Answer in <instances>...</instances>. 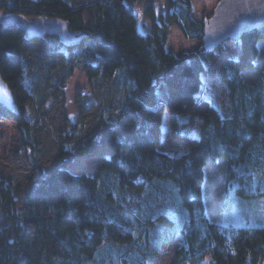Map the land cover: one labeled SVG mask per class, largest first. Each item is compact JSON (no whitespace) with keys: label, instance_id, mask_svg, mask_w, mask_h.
<instances>
[{"label":"trees","instance_id":"16d2710c","mask_svg":"<svg viewBox=\"0 0 264 264\" xmlns=\"http://www.w3.org/2000/svg\"><path fill=\"white\" fill-rule=\"evenodd\" d=\"M142 1L0 0V11L59 17L88 34L79 45L54 48L51 36L28 41L16 26L0 25V74L16 106L9 112L0 105V115L13 119L23 146L38 143L26 108L33 93L41 109L76 68L102 103L92 131L83 135L74 126L57 134L50 171L17 192L0 179V264H153L159 247L177 234L171 264H263L264 227L212 222L202 186L204 168L224 159L226 191L264 202V73L254 83L244 77L264 28L215 49L225 57L208 90L204 61L215 50L202 49L204 19L193 18L190 0H160L161 9L149 0L140 16L134 4ZM142 16L151 22L148 32L138 26ZM172 26L200 47L177 55L168 50ZM210 91L224 100L223 109ZM164 112L180 153L160 150ZM101 147L110 153L99 156L93 174L67 169ZM156 179L175 188L178 229L166 189L154 212L148 202ZM157 224L165 226L157 230Z\"/></svg>","mask_w":264,"mask_h":264},{"label":"rangeland","instance_id":"374dc122","mask_svg":"<svg viewBox=\"0 0 264 264\" xmlns=\"http://www.w3.org/2000/svg\"><path fill=\"white\" fill-rule=\"evenodd\" d=\"M219 1L190 0L193 7V18L198 22H202L203 19L210 17ZM155 2L161 9L160 0H155ZM148 3L149 0L134 4V7L139 10L140 16ZM1 14L8 13L1 10ZM150 23L148 19L142 16L138 26L142 32H148L151 26ZM167 33L166 47L176 55L181 52H191L200 47L199 41L185 38L175 26L170 27ZM51 39L53 42L50 45L54 48L58 47L59 39L54 36H51ZM42 40L45 43V40L50 41V37H45ZM257 46L258 58L254 66L244 72V77L249 83H254L261 73H264V41H258ZM33 51L30 48L28 52L32 53ZM224 57L223 50L217 49L214 58L204 61L207 68L204 79L206 89L212 90L209 87L210 85L212 87L211 82H215L214 74ZM211 71H214V73ZM205 93L214 102H219L222 109L224 108L225 102L218 98L219 94L217 95L216 92L211 91ZM33 98L32 103L26 105V108L28 119L30 123L32 122L31 127L36 130L38 143L23 146L22 138L13 119L0 115V179L10 181L16 192L18 189H25L30 181L43 173H47L56 165V136L58 133L70 130L74 126L81 128L83 135L92 131L95 126L96 107L102 104L99 97L95 95L90 82L79 68H76L71 76L64 79L62 90L57 95L44 99L41 109H38V102L40 101L36 93H33ZM160 150L167 153L182 152L173 140L167 112H164L162 117ZM109 153L110 151H106L101 147L92 154L75 158L66 167L72 173L85 172L93 174L99 156L108 155ZM225 171L226 161L224 159H220L216 164L204 168L202 197L209 219L222 225L264 227L263 198H242L233 191H226L224 187ZM172 186L173 184L169 181L154 180V183L150 184L149 187L151 188V195L148 202L154 212L163 202V197L169 195L166 205L167 207L173 206L174 211H170L172 214L170 216L175 220L174 228L178 229L181 222L178 220L180 212L177 209H179L180 204L176 197L175 188ZM163 188L168 192L166 195ZM17 197L20 200L21 194H17ZM164 226L163 224H157L155 228L162 230ZM180 243L181 236L177 234L172 243L161 245L157 256L153 259V264H171L174 250Z\"/></svg>","mask_w":264,"mask_h":264},{"label":"water","instance_id":"95a60500","mask_svg":"<svg viewBox=\"0 0 264 264\" xmlns=\"http://www.w3.org/2000/svg\"><path fill=\"white\" fill-rule=\"evenodd\" d=\"M0 25L16 26L24 33L26 40L54 36L67 46H76L88 35L84 31H74L59 17L38 16L26 19L19 14H3ZM264 28V0H220L212 15L202 22V49L214 51L226 40H240L246 32ZM0 105L9 112L15 103L6 82L0 74Z\"/></svg>","mask_w":264,"mask_h":264},{"label":"flooded vegetation","instance_id":"af4514ba","mask_svg":"<svg viewBox=\"0 0 264 264\" xmlns=\"http://www.w3.org/2000/svg\"><path fill=\"white\" fill-rule=\"evenodd\" d=\"M8 14H10V13H8ZM1 15H2V14H1ZM1 15H0V16H1Z\"/></svg>","mask_w":264,"mask_h":264}]
</instances>
